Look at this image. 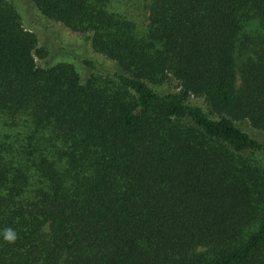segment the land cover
<instances>
[{
  "label": "trees",
  "instance_id": "trees-1",
  "mask_svg": "<svg viewBox=\"0 0 264 264\" xmlns=\"http://www.w3.org/2000/svg\"><path fill=\"white\" fill-rule=\"evenodd\" d=\"M30 1L119 70L38 66L0 0V264H264V0Z\"/></svg>",
  "mask_w": 264,
  "mask_h": 264
},
{
  "label": "rangeland",
  "instance_id": "rangeland-1",
  "mask_svg": "<svg viewBox=\"0 0 264 264\" xmlns=\"http://www.w3.org/2000/svg\"><path fill=\"white\" fill-rule=\"evenodd\" d=\"M11 4L17 12L22 26L32 32L37 46L45 53L43 57L35 56L38 66L44 67L58 62L70 63L78 74L80 81L91 72L111 73L118 67L108 58L95 52L90 47L86 33L73 32L58 21L43 16L30 0H4ZM148 0H110L107 9L131 19L137 31L144 28L147 17ZM89 60L94 68L87 67L83 60ZM149 86L156 93H177L179 87L174 79ZM185 101L199 107L209 118L216 116L210 112L206 102L194 95H188ZM235 127L247 132L252 138L264 142V131L252 127L246 120H233Z\"/></svg>",
  "mask_w": 264,
  "mask_h": 264
},
{
  "label": "clouds",
  "instance_id": "clouds-1",
  "mask_svg": "<svg viewBox=\"0 0 264 264\" xmlns=\"http://www.w3.org/2000/svg\"><path fill=\"white\" fill-rule=\"evenodd\" d=\"M3 239L8 243H13L16 239V233L11 228L5 229L3 232Z\"/></svg>",
  "mask_w": 264,
  "mask_h": 264
}]
</instances>
